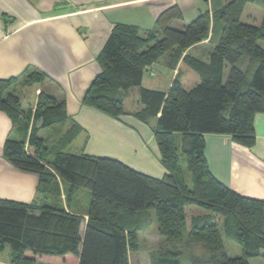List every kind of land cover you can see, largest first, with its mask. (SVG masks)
Instances as JSON below:
<instances>
[{"label": "trees", "instance_id": "obj_1", "mask_svg": "<svg viewBox=\"0 0 264 264\" xmlns=\"http://www.w3.org/2000/svg\"><path fill=\"white\" fill-rule=\"evenodd\" d=\"M255 1L228 0L217 11L222 32L208 63L189 55L183 58L200 77L190 90L177 79L167 93L140 86L147 69L164 55L185 51L203 40L209 30L206 14L176 30L169 22L182 16L171 8L158 17L156 29L144 35L135 26L117 24L103 45L98 55L100 72L82 102L117 118L124 114L123 104L113 92L139 87L142 109L135 117L142 122L157 118L154 139L168 172L160 179L109 158L57 152L49 162V150L37 135L36 123L42 128L61 123L66 111L63 103L40 93L28 138H8L3 156L17 169L36 174L39 191L58 176L68 183L69 196L75 190H87L91 199L82 236L79 229L84 219L60 206L0 200V252L9 246L10 264H129L128 254L138 250V231H145L138 227V215L154 212L156 232L173 243L181 241L186 232L185 206L223 217L224 236L241 249L240 257L229 258L218 224L209 219L185 233L188 245L202 244L209 252L205 260L194 258L189 264H249L257 258L264 264V201L244 198L220 184L209 172L204 156L207 134L230 136L246 148L255 144L253 118L264 112V49L258 45L264 42V15L260 26L240 20L246 4ZM243 57L252 64L250 82L247 72L237 67ZM226 66L229 72L224 81ZM27 78V84L44 79L37 72ZM14 82L0 80V111L17 123L23 115L19 99L14 94L4 96ZM175 134L181 135L190 188L184 181ZM150 223L148 219L145 226ZM179 255L175 247L164 248L154 264H180Z\"/></svg>", "mask_w": 264, "mask_h": 264}, {"label": "crops", "instance_id": "obj_2", "mask_svg": "<svg viewBox=\"0 0 264 264\" xmlns=\"http://www.w3.org/2000/svg\"><path fill=\"white\" fill-rule=\"evenodd\" d=\"M227 1L0 0V80L15 79L4 96H17L23 112L18 122L13 123L0 111V200L60 206L84 219L79 229L80 236L83 235L91 196L83 207L75 199L80 190L69 196L68 183L58 176L47 189L39 191L36 174L17 169L3 156V145L8 138L14 141L28 138L33 124L32 114L41 92L63 103L66 111V119L61 123L45 128L36 123L37 135L49 150V162L57 152H62L114 159L157 179L167 174L154 139L157 118L142 122L135 117L142 109L139 90L145 88L167 93L175 79L185 90L199 83V75L185 65L183 58L189 55L208 63L222 32L216 13ZM171 8H177L182 16L180 20L169 22V26L176 30H183L198 16L206 14L209 30L203 40L185 51L169 52L151 65L143 75L140 88L134 87L136 101L132 103V109H127L126 96L133 88L113 92L122 101L123 115L112 118L83 104V96L100 72L98 55L113 28L117 24L131 25L144 35L156 29L158 17ZM34 72L42 74L44 79L38 84H27V77ZM182 79L186 80L182 82ZM20 87L29 94L25 104L21 101L22 94H17ZM253 129L255 144L251 148L234 143L227 135H204V156L209 172L220 184L244 198L264 201V112L254 115ZM174 140L182 169L178 150H181V135L175 134ZM181 154L184 157L182 151ZM189 207L183 208L186 232L209 219L218 224L217 216ZM187 208L189 216L185 211ZM151 212L140 213L138 220L146 224L149 219L153 223L155 214Z\"/></svg>", "mask_w": 264, "mask_h": 264}, {"label": "rangeland", "instance_id": "obj_3", "mask_svg": "<svg viewBox=\"0 0 264 264\" xmlns=\"http://www.w3.org/2000/svg\"><path fill=\"white\" fill-rule=\"evenodd\" d=\"M264 15V2L262 0H256L254 3H249L246 4L244 7V11L240 17V20L244 24H250L254 26H260L262 18ZM258 45L264 49V42L259 41ZM244 60L240 63L237 64V67H239L242 71H246L247 75V81L250 82L249 80L252 77V66L250 59L247 57L243 58ZM229 72V67L226 66V70L224 71V76L223 80L225 81L227 78ZM182 79V82H184ZM189 81V80H187ZM186 84V83H184ZM190 83H187L188 85ZM192 86V83H191ZM189 87V86H188ZM246 87V86H244ZM191 88V87H190ZM193 88V87H192ZM134 90H130L129 94L126 96L127 100V109H132V103H134L136 93V88H133ZM19 92H17L18 96L20 93L22 94L21 101L25 104L26 101V96L29 94L27 90H23L22 87L19 88ZM24 93V95H23ZM25 107V106H24ZM179 150L180 153V158L182 159V170H183V175H184V180L186 182V185L190 188L191 186V177L189 172L187 171L186 165H185V159L181 154V150ZM69 152H75V151H69ZM79 194L75 195V199L79 201V204L82 205L83 207H86V204L89 203V192L87 190H80L78 191ZM189 208L196 209V211H203L204 210L195 207V206H190ZM187 208L186 214L189 216L190 211ZM153 215V212H151ZM218 218V228L220 232V237L222 239V244H223V250L224 253L229 257V258H237L241 256V249L240 247L233 241L227 239L223 232H222V220L223 217L217 216ZM189 222V221H188ZM139 228H144L143 230L145 231H138V250L136 252H130L129 254V263L130 264H154L155 258L157 255L161 252L162 249L167 248V247H175L178 249L180 252V255L178 257V260L180 264H189L192 259L198 258L200 260H205L208 258V251L205 248V246H189L186 243V234H183L182 240L181 241H173V243H168L166 240H163L158 233L156 232V224L155 220L153 223H150L149 225L145 226V223L140 221L139 219ZM165 239V238H164ZM10 248L9 246H5L4 250L0 252V264H10ZM251 264H263L262 260L257 258V259H251L250 260Z\"/></svg>", "mask_w": 264, "mask_h": 264}]
</instances>
